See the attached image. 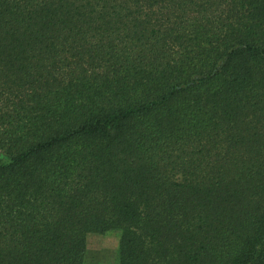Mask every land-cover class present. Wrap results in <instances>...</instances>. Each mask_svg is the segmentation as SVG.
<instances>
[{"label": "trees", "instance_id": "16d2710c", "mask_svg": "<svg viewBox=\"0 0 264 264\" xmlns=\"http://www.w3.org/2000/svg\"><path fill=\"white\" fill-rule=\"evenodd\" d=\"M264 264V0H0V264Z\"/></svg>", "mask_w": 264, "mask_h": 264}, {"label": "rangeland", "instance_id": "374dc122", "mask_svg": "<svg viewBox=\"0 0 264 264\" xmlns=\"http://www.w3.org/2000/svg\"><path fill=\"white\" fill-rule=\"evenodd\" d=\"M118 239L117 232L88 235L84 264H118Z\"/></svg>", "mask_w": 264, "mask_h": 264}]
</instances>
